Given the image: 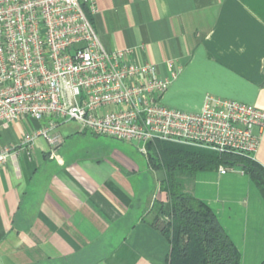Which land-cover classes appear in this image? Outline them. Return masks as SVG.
<instances>
[{"label":"crops","instance_id":"1","mask_svg":"<svg viewBox=\"0 0 264 264\" xmlns=\"http://www.w3.org/2000/svg\"><path fill=\"white\" fill-rule=\"evenodd\" d=\"M87 15L106 51H128V62L151 63L169 81L162 105L197 113L213 96L264 110V0H95ZM59 124L56 148L38 138L29 153L18 150L24 136L46 120L0 127V144L16 150L0 167V264H167L169 241L157 228L166 219L163 172L125 142L104 157H74L64 140L87 131ZM254 134L264 168V130ZM148 172L156 184L142 177ZM186 180L240 264H260L264 201L248 176L229 168Z\"/></svg>","mask_w":264,"mask_h":264},{"label":"built area","instance_id":"2","mask_svg":"<svg viewBox=\"0 0 264 264\" xmlns=\"http://www.w3.org/2000/svg\"><path fill=\"white\" fill-rule=\"evenodd\" d=\"M94 10L95 0H0V127L46 120L18 150L29 153L38 138L56 148L59 123L72 121L143 154L161 140L254 159L264 110L213 96L197 113L162 105L169 81L151 63L128 62V51H106L87 15ZM14 152L0 144V167Z\"/></svg>","mask_w":264,"mask_h":264},{"label":"trees","instance_id":"3","mask_svg":"<svg viewBox=\"0 0 264 264\" xmlns=\"http://www.w3.org/2000/svg\"><path fill=\"white\" fill-rule=\"evenodd\" d=\"M146 157L155 171H162L161 204L169 241L167 264H240V253L216 215L202 200L184 190L180 178L198 172L239 168L252 181L264 201V168L253 158L233 153H216L179 143L155 140L145 145ZM260 264H264V259Z\"/></svg>","mask_w":264,"mask_h":264},{"label":"rangeland","instance_id":"4","mask_svg":"<svg viewBox=\"0 0 264 264\" xmlns=\"http://www.w3.org/2000/svg\"><path fill=\"white\" fill-rule=\"evenodd\" d=\"M64 141L65 143L63 146H66L69 149L68 151H72L74 153L72 156L74 157H104L109 154V151L113 147V145L127 146V144L121 141L107 139L102 136L95 138L91 136V134H89L88 132L85 137L72 136L70 138H65ZM142 177L147 178L149 182L152 180L153 184L155 183L153 180L154 175L151 172H148L146 175H142ZM180 182L183 187H186V185H188V181L185 177L182 179L180 178Z\"/></svg>","mask_w":264,"mask_h":264},{"label":"water","instance_id":"5","mask_svg":"<svg viewBox=\"0 0 264 264\" xmlns=\"http://www.w3.org/2000/svg\"><path fill=\"white\" fill-rule=\"evenodd\" d=\"M158 223H159V225H158L157 228H158L159 231H162L164 229V227H165V224L163 222H159V221H158Z\"/></svg>","mask_w":264,"mask_h":264}]
</instances>
